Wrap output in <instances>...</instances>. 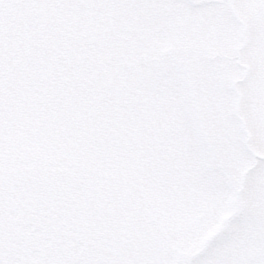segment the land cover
<instances>
[{
  "label": "rangeland",
  "instance_id": "374dc122",
  "mask_svg": "<svg viewBox=\"0 0 264 264\" xmlns=\"http://www.w3.org/2000/svg\"><path fill=\"white\" fill-rule=\"evenodd\" d=\"M0 50L1 169L83 176L79 264H264V0H0Z\"/></svg>",
  "mask_w": 264,
  "mask_h": 264
},
{
  "label": "trees",
  "instance_id": "16d2710c",
  "mask_svg": "<svg viewBox=\"0 0 264 264\" xmlns=\"http://www.w3.org/2000/svg\"><path fill=\"white\" fill-rule=\"evenodd\" d=\"M5 61L6 58L0 55V62ZM30 65H36V58ZM3 94L7 96L9 91H3ZM6 107L7 115L0 110L3 125L13 126V105L10 103ZM81 177L73 175L68 182L67 176L54 182L30 166L11 172L3 171L0 166V261L21 260L22 264H79L82 261L75 248L79 243L93 239L90 222L93 223L96 208L87 204L82 195L86 185ZM31 184L41 187L40 191H32ZM13 214L18 221L12 219ZM119 217V210L113 209L112 219L119 222ZM57 221H63V227L58 226ZM116 222L114 227L122 229ZM17 224L22 228L18 229ZM27 227H31L30 231ZM47 232L52 237L50 243L44 244ZM140 241L144 239L140 238Z\"/></svg>",
  "mask_w": 264,
  "mask_h": 264
}]
</instances>
